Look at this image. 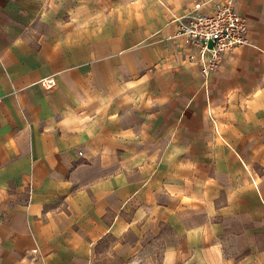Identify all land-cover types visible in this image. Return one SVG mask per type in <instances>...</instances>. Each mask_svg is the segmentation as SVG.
Listing matches in <instances>:
<instances>
[{"label": "crops", "instance_id": "obj_1", "mask_svg": "<svg viewBox=\"0 0 264 264\" xmlns=\"http://www.w3.org/2000/svg\"><path fill=\"white\" fill-rule=\"evenodd\" d=\"M225 1L248 44L204 85L175 18ZM121 222L264 264V0H0V264H93Z\"/></svg>", "mask_w": 264, "mask_h": 264}, {"label": "built area", "instance_id": "obj_2", "mask_svg": "<svg viewBox=\"0 0 264 264\" xmlns=\"http://www.w3.org/2000/svg\"><path fill=\"white\" fill-rule=\"evenodd\" d=\"M175 19L177 32L186 37L190 46L185 59L198 66L204 85L210 74L219 69L225 50L248 44L247 21L229 1L216 3L208 12H200L194 7ZM39 84L50 90L55 86V79L45 76ZM36 253L35 249L30 251L32 260H35Z\"/></svg>", "mask_w": 264, "mask_h": 264}, {"label": "rangeland", "instance_id": "obj_3", "mask_svg": "<svg viewBox=\"0 0 264 264\" xmlns=\"http://www.w3.org/2000/svg\"><path fill=\"white\" fill-rule=\"evenodd\" d=\"M118 229L97 242L93 264H204L192 257L166 255L170 230L164 222L156 227L144 226L143 222L136 226L121 222Z\"/></svg>", "mask_w": 264, "mask_h": 264}]
</instances>
